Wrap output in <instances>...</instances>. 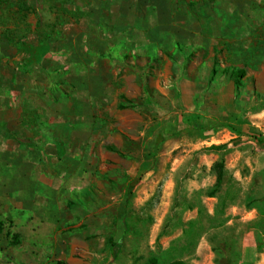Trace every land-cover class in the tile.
I'll use <instances>...</instances> for the list:
<instances>
[{
  "label": "rangeland",
  "instance_id": "rangeland-1",
  "mask_svg": "<svg viewBox=\"0 0 264 264\" xmlns=\"http://www.w3.org/2000/svg\"><path fill=\"white\" fill-rule=\"evenodd\" d=\"M254 35L264 0H0V109L88 134L86 164L27 184L23 220L0 208V264H264V129L237 107Z\"/></svg>",
  "mask_w": 264,
  "mask_h": 264
},
{
  "label": "crops",
  "instance_id": "crops-1",
  "mask_svg": "<svg viewBox=\"0 0 264 264\" xmlns=\"http://www.w3.org/2000/svg\"><path fill=\"white\" fill-rule=\"evenodd\" d=\"M246 39L250 40L244 42L241 41L240 49L247 53L248 49L255 48V54L259 57H257V60L253 64H248L245 67L246 70L240 79L239 87L244 90L253 89L255 95L249 99L247 98V100H244V97L241 95L240 98L237 99L238 102L240 100L237 107L239 111H241V107L247 108L243 111V115L254 120L255 126L264 129V39H260L257 35ZM253 39L257 41L255 43L256 46L249 47ZM20 66L23 65L20 64ZM233 80L234 79H231V83H233ZM1 88H5V92H8V89H11L10 103L13 102L14 94L18 105V97L20 94L18 80H15V84H12L11 82L8 83L6 80L1 85ZM22 96L24 97V101L25 97L30 98L33 101V95L30 93H26V95L22 94L21 97ZM6 102L9 103L7 98ZM22 114L23 112H21L19 108H16L15 110L12 109V107H10V109H0V167L4 164H8L10 165H7L8 167L14 168V176L12 177H15L16 184L15 192H0V208L6 209L5 206L7 204L11 205L12 208L19 205L20 207L18 209L15 208V213L18 215L19 213L21 214V217L19 216L18 218L19 220H23L24 212L28 208L24 205V192L29 187L27 184L34 183L35 177H37V181L44 177V167L47 169L51 168L50 172L54 178L57 161H66L70 166H74L75 164L79 167L83 166L87 162L88 149V134L86 127L73 128L70 126L68 129H65V134L67 131L66 136L61 138L56 134V128L54 127L55 124L49 123V127L51 125L52 128L46 130L39 124L27 125L22 121ZM68 114L70 117H73L72 114L74 115L75 113L68 112ZM34 116L35 118H38L40 114L36 112L34 113ZM49 130H51V134L48 132ZM71 144L72 147L70 146ZM63 148L65 149V154ZM68 148L69 154L66 151ZM262 151L264 152V148ZM240 157L241 155L232 161L236 163ZM226 158L227 156L225 155L223 158L224 160H221V162L223 163V166L225 164V167H229L233 162H228ZM30 167L32 170L29 169ZM261 167H264V162H262ZM78 174H81V171H78ZM9 176L10 175L6 174L5 178L7 179ZM46 179L47 181H50L49 177ZM13 199L16 200L15 205L12 202ZM16 254L23 257L22 250H19V253L17 251ZM5 263H8V261H5Z\"/></svg>",
  "mask_w": 264,
  "mask_h": 264
},
{
  "label": "trees",
  "instance_id": "trees-1",
  "mask_svg": "<svg viewBox=\"0 0 264 264\" xmlns=\"http://www.w3.org/2000/svg\"><path fill=\"white\" fill-rule=\"evenodd\" d=\"M236 84H238V82H236ZM221 146H222V144H219V145L212 144L209 147H207V149L208 150H216V149H219ZM221 177H222L221 174L218 173L217 174V177H216V185H219L220 184ZM1 229H2V223L0 222V231H1ZM149 264H157L156 259L155 258H151L149 260ZM168 264H185V262L182 261V260H175V261H171Z\"/></svg>",
  "mask_w": 264,
  "mask_h": 264
}]
</instances>
